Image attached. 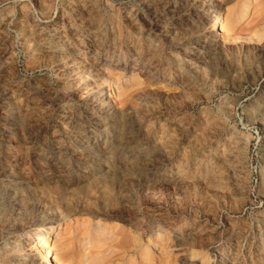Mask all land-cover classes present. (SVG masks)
<instances>
[{
  "label": "rangeland",
  "instance_id": "1",
  "mask_svg": "<svg viewBox=\"0 0 264 264\" xmlns=\"http://www.w3.org/2000/svg\"><path fill=\"white\" fill-rule=\"evenodd\" d=\"M52 223L65 264H264V0H0V264Z\"/></svg>",
  "mask_w": 264,
  "mask_h": 264
},
{
  "label": "bare ground",
  "instance_id": "2",
  "mask_svg": "<svg viewBox=\"0 0 264 264\" xmlns=\"http://www.w3.org/2000/svg\"><path fill=\"white\" fill-rule=\"evenodd\" d=\"M222 9L220 7H217L215 9V17L213 16V20L215 21V31L217 32L216 36H225V34L231 30L232 26V16L231 14L227 17V19L223 20L222 15L219 13ZM248 10H246L247 13ZM107 91H110L109 88ZM101 101V111L105 114H109L111 112V109L108 107V102L103 98L100 99ZM112 150V149H111ZM111 150L107 151L106 148V154L111 153ZM8 184H12L13 182H7ZM48 225V223H47ZM41 225L37 229H35L33 232H30L24 240L25 242H22V245L26 246V249H28L27 252L23 254V258H28L31 260V255L29 252L38 251L42 258L41 260H45V264H65L64 261L57 256V250L55 248L54 242L52 240V234L55 231L56 223H52L51 225L47 226ZM39 245V247L37 246ZM25 249H21L23 251ZM28 253V254H27ZM36 261V258L34 259V262Z\"/></svg>",
  "mask_w": 264,
  "mask_h": 264
}]
</instances>
